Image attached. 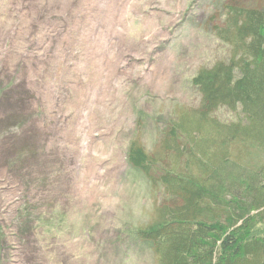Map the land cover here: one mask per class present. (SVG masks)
Segmentation results:
<instances>
[{"label": "rangeland", "instance_id": "rangeland-1", "mask_svg": "<svg viewBox=\"0 0 264 264\" xmlns=\"http://www.w3.org/2000/svg\"><path fill=\"white\" fill-rule=\"evenodd\" d=\"M231 1L264 8L0 0V264H159L138 233L167 203L161 179L176 164L165 144L200 111L195 77L231 59L217 37ZM207 119L246 124L226 107ZM132 145L155 163L149 174L130 166ZM229 149L238 163L264 160Z\"/></svg>", "mask_w": 264, "mask_h": 264}, {"label": "trees", "instance_id": "trees-1", "mask_svg": "<svg viewBox=\"0 0 264 264\" xmlns=\"http://www.w3.org/2000/svg\"><path fill=\"white\" fill-rule=\"evenodd\" d=\"M217 37L231 59L195 77L200 111L191 128L174 125L165 144L176 164L161 179L167 203L156 225L138 233L159 264H264V160L238 163L229 149L237 142L264 155V8L231 1ZM220 107L240 109L246 124L209 123ZM128 161L145 174L155 164L136 145Z\"/></svg>", "mask_w": 264, "mask_h": 264}]
</instances>
